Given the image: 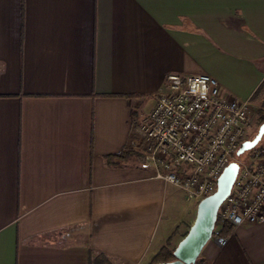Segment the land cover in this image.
<instances>
[{"label": "crops", "instance_id": "1", "mask_svg": "<svg viewBox=\"0 0 264 264\" xmlns=\"http://www.w3.org/2000/svg\"><path fill=\"white\" fill-rule=\"evenodd\" d=\"M199 73L264 112V0H0V264H150L168 238L173 250L196 200L131 142L147 149L139 124L165 76ZM225 238L197 258L264 264V222Z\"/></svg>", "mask_w": 264, "mask_h": 264}, {"label": "built area", "instance_id": "2", "mask_svg": "<svg viewBox=\"0 0 264 264\" xmlns=\"http://www.w3.org/2000/svg\"><path fill=\"white\" fill-rule=\"evenodd\" d=\"M206 91L201 93V88ZM256 107L248 100L224 97L218 82L206 73L165 76V89L139 124L149 142L145 151L131 142L140 163L153 167V177L183 192L196 202L215 190V181L229 164L237 165L230 190L218 207L210 240L222 247L223 223L231 227L264 222V146L251 149L243 162L236 160Z\"/></svg>", "mask_w": 264, "mask_h": 264}, {"label": "water", "instance_id": "3", "mask_svg": "<svg viewBox=\"0 0 264 264\" xmlns=\"http://www.w3.org/2000/svg\"><path fill=\"white\" fill-rule=\"evenodd\" d=\"M263 132L264 123L258 127L251 140H244L238 145L236 156L254 148L261 139ZM236 172L237 165L233 162L222 170L215 181L214 192L197 202L191 225L172 250L173 260L157 264H194L201 249L210 240L218 207L228 194Z\"/></svg>", "mask_w": 264, "mask_h": 264}, {"label": "trees", "instance_id": "4", "mask_svg": "<svg viewBox=\"0 0 264 264\" xmlns=\"http://www.w3.org/2000/svg\"><path fill=\"white\" fill-rule=\"evenodd\" d=\"M264 82V80H263ZM262 85V84H261ZM260 88V86H259ZM258 88V89H259ZM256 90V92L253 93L252 98H254L259 90ZM261 109H264V98L261 101ZM264 123V112L262 110L258 111V118H257V129L258 127ZM256 134V133H255ZM218 224V220L216 219L215 225ZM232 227L228 223H223L220 228V235L225 237L227 236ZM185 235V233L182 235V237ZM172 247H171V238H168L165 242V244L160 248V250L154 255L152 258L150 264H157V263H165L173 260L172 257ZM104 264H109L107 261L104 262ZM194 264H204V262L201 259H196Z\"/></svg>", "mask_w": 264, "mask_h": 264}, {"label": "rangeland", "instance_id": "5", "mask_svg": "<svg viewBox=\"0 0 264 264\" xmlns=\"http://www.w3.org/2000/svg\"><path fill=\"white\" fill-rule=\"evenodd\" d=\"M259 100L256 101V104H257V107H259ZM257 118H258V111H256L254 113V117L251 121V123L249 125H246L244 127V139L243 140H251L256 131H257ZM263 145L264 146V132H263V135L261 137V139L259 140V142L255 145V147L257 146H261ZM251 150H248V151H244L243 153L235 156L236 160L239 161V162H243L247 159L249 153H250ZM199 201V200H198ZM197 201V202H198ZM197 202H195L193 208H194V214H195V208H196V205H197ZM209 242V241H208Z\"/></svg>", "mask_w": 264, "mask_h": 264}, {"label": "clouds", "instance_id": "6", "mask_svg": "<svg viewBox=\"0 0 264 264\" xmlns=\"http://www.w3.org/2000/svg\"><path fill=\"white\" fill-rule=\"evenodd\" d=\"M206 91V88L202 87L201 88V93L205 92Z\"/></svg>", "mask_w": 264, "mask_h": 264}]
</instances>
